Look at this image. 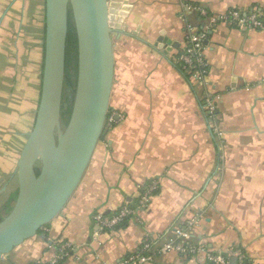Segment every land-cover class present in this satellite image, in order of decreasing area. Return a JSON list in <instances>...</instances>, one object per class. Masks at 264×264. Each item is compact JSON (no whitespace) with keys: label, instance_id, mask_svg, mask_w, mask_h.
<instances>
[{"label":"crops","instance_id":"crops-1","mask_svg":"<svg viewBox=\"0 0 264 264\" xmlns=\"http://www.w3.org/2000/svg\"><path fill=\"white\" fill-rule=\"evenodd\" d=\"M124 1L131 9L124 26L112 32L109 118L86 173L62 213L0 264L49 262L60 241L70 247L58 264H120L146 239L160 245L174 239L177 228L188 230L193 245L239 249L246 264H264V0ZM198 7L210 13L257 10L262 19L259 28L210 27L206 84L177 61L190 34L207 23ZM45 18V0H0V142L20 127L17 137L23 138L13 143L12 166L2 157L9 150L0 148V209L18 189L17 160L36 117ZM206 94L216 96L221 136L204 113ZM154 180L159 189L138 214L100 230L96 212L136 202ZM234 257L232 264H239ZM146 264L208 261L204 252L169 249Z\"/></svg>","mask_w":264,"mask_h":264},{"label":"water","instance_id":"water-1","mask_svg":"<svg viewBox=\"0 0 264 264\" xmlns=\"http://www.w3.org/2000/svg\"><path fill=\"white\" fill-rule=\"evenodd\" d=\"M45 7L40 100L17 160V197L0 220V259L53 222L82 181L109 118L112 32L131 9L124 0H45ZM70 19L77 36L75 88L66 86Z\"/></svg>","mask_w":264,"mask_h":264},{"label":"built area","instance_id":"built-area-1","mask_svg":"<svg viewBox=\"0 0 264 264\" xmlns=\"http://www.w3.org/2000/svg\"><path fill=\"white\" fill-rule=\"evenodd\" d=\"M191 6V5H189ZM202 15L206 19L200 30L190 34L187 46L178 54L177 61L183 69L188 70L192 77L198 83H207V75L209 73L208 62L205 57L204 42L207 38L210 27L217 23H228L240 29H251L262 27V19L257 10L242 11L237 8H230L223 13H210L203 7H198ZM203 109L207 121L211 128L218 134L222 135V131L216 126L217 104L216 96L206 94L203 102ZM142 187V186H140ZM159 189L157 180L142 187V191L136 202H125L120 208L112 213L96 212L94 219L101 231L114 229L129 218L138 214L150 201L151 196ZM176 237L170 241L160 245L153 240L146 239L141 248L122 258L120 264H146L155 259L157 252L164 250L177 249L186 255H195L204 252L208 264H232L231 260L234 256L238 257L239 264H246L245 254L243 251L236 249L226 252H213L206 250L203 245H193L188 242L189 232L185 228H177L175 230ZM69 244L62 241L58 242V253L49 262L38 261L35 264H58L61 259L69 254Z\"/></svg>","mask_w":264,"mask_h":264},{"label":"trees","instance_id":"trees-1","mask_svg":"<svg viewBox=\"0 0 264 264\" xmlns=\"http://www.w3.org/2000/svg\"><path fill=\"white\" fill-rule=\"evenodd\" d=\"M76 76H77V36H76L74 24L70 19L69 35H68L67 48H66V79H67L66 86L75 88ZM64 106L66 110L63 112V114L64 115L67 114V116L69 117L71 112V105H68V98H66V103H64ZM16 197H17V190L11 194L8 203L3 208L0 209V220L12 208ZM41 230L39 232H41Z\"/></svg>","mask_w":264,"mask_h":264},{"label":"rangeland","instance_id":"rangeland-1","mask_svg":"<svg viewBox=\"0 0 264 264\" xmlns=\"http://www.w3.org/2000/svg\"><path fill=\"white\" fill-rule=\"evenodd\" d=\"M67 98V97H66ZM35 100L36 99H34V102H35ZM32 104V105H31ZM31 104H30V106H29V110L32 112L34 109H35V103H32V101H31ZM24 127H26L25 129H24V132L25 133H27V130H28V127L27 126H24ZM21 128V127H20ZM20 128H18V129H14L13 131H12V133H9L8 135H5L2 139H3V143L2 142H0V148L3 150V151H5L6 153H7V151H8V153H7V155L5 154V153H3V156L2 157H5V156H7V159H8V162L5 164V166L6 165H8V163H9V166L11 165H13V163L15 162L14 161V158H12V156H14V155H16L17 154V150L14 152V154L12 153V156H10V153H11V149L13 148V143L15 142V140L16 139H21V143H22V137H20V135H18V137H17V132H19V134H20V131H22V128L20 129ZM21 143H19V145L17 146V148H20V146H21ZM12 158V160H10ZM2 178L0 177V180H1ZM1 189V188H0ZM5 201V197L4 196H1L0 197V207L3 205V202Z\"/></svg>","mask_w":264,"mask_h":264},{"label":"flooded vegetation","instance_id":"flooded-vegetation-1","mask_svg":"<svg viewBox=\"0 0 264 264\" xmlns=\"http://www.w3.org/2000/svg\"><path fill=\"white\" fill-rule=\"evenodd\" d=\"M64 103H66V94H65V96H64ZM66 106V105H65Z\"/></svg>","mask_w":264,"mask_h":264}]
</instances>
